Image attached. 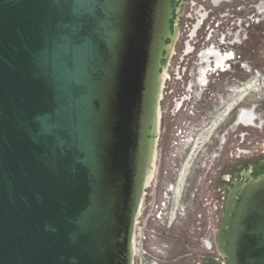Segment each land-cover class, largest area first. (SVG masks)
<instances>
[{
	"label": "water",
	"instance_id": "1",
	"mask_svg": "<svg viewBox=\"0 0 264 264\" xmlns=\"http://www.w3.org/2000/svg\"><path fill=\"white\" fill-rule=\"evenodd\" d=\"M174 2L0 0V264H137ZM233 193L221 263L264 264V176Z\"/></svg>",
	"mask_w": 264,
	"mask_h": 264
},
{
	"label": "rangeland",
	"instance_id": "2",
	"mask_svg": "<svg viewBox=\"0 0 264 264\" xmlns=\"http://www.w3.org/2000/svg\"><path fill=\"white\" fill-rule=\"evenodd\" d=\"M262 5L264 0L221 4L219 24L208 28L206 43H213L222 53L231 52L233 57L225 63L224 71L208 73L202 90L194 82L195 57L182 61L186 71L181 69V81L175 80V66L181 57L180 46L174 42L160 157L139 221L137 264H222L217 234L228 194L234 191V183L243 186L264 176ZM214 35L229 45H219ZM241 110H253L257 119L254 126L235 124ZM175 155L181 156L183 163L180 174L175 171ZM195 155L201 156L199 169L194 168ZM167 203L166 217L156 219L160 206ZM184 203L186 209H182ZM194 211L202 214L208 249L198 246L200 235L193 233L199 223Z\"/></svg>",
	"mask_w": 264,
	"mask_h": 264
},
{
	"label": "flooded vegetation",
	"instance_id": "3",
	"mask_svg": "<svg viewBox=\"0 0 264 264\" xmlns=\"http://www.w3.org/2000/svg\"><path fill=\"white\" fill-rule=\"evenodd\" d=\"M230 0H185V2H183L182 0H175V5L173 7V12H172V17H171V27L172 29H170L169 32V37L167 38V40H169L170 42H177V45H179V49H178V58L181 57V62H178L177 66H175L176 68V73L174 74V76L176 77L175 80L177 82L181 81L182 77H180V72L181 69L186 71V68H183L182 65V61L185 60V58H193L195 57L196 62L193 63L194 66H196L195 69V85L197 86V88L199 90H202L201 88L204 87L207 83L208 80V73H213L215 71H224L226 69V62L231 60L233 57V54L230 52V58L226 59L223 62V65L220 67H215L214 63L211 64L212 67H209V70H206L205 75H204V83H200L199 81V75H200V70H204L205 68V62L200 58L201 53H203L204 51H207L210 48H214L216 49L217 47L214 46V44H207L206 43V37H207V30L209 27H212L215 22L218 25V17H220L221 15V11L223 9L220 8L221 4L223 2H227ZM185 4V6L182 8V6ZM210 22V24H208ZM211 25V26H210ZM218 32V30H212V32ZM180 34V35H179ZM211 37V34H209ZM220 36L221 33L219 34ZM216 36V35H214ZM217 39V43L219 45H229V44H225L223 41L222 43L218 40V36H216ZM205 41V42H204ZM200 45H211L207 48L205 47H199ZM174 47V45H173ZM221 52V51H220ZM225 54V53H223ZM213 62V61H212ZM184 74H182L183 76ZM190 88H192V82H190L189 84ZM198 95V94H197ZM175 103V102H174ZM179 104V103H178ZM182 105V102L179 104L177 111L180 110ZM238 113L236 114L235 117V124H239L238 121ZM244 126V125H243ZM175 151L177 152L178 149L175 148ZM195 155V160H196V165L194 168L199 169L200 165L197 164L198 162H200L201 156L199 155ZM207 157V156H206ZM216 157V156H215ZM181 160V156H177L175 155L174 157V167H175V171L177 174H180L181 170H182V164L180 162ZM198 161V162H197ZM204 167H206V164L204 163ZM175 180V179H174ZM189 184L186 183V186H188ZM234 190L237 191L239 190V185L234 183L233 184ZM171 190H174V186H171ZM234 191H232V194ZM170 204V203H169ZM167 203V205L165 204L164 207L159 208V214L156 215V219H162L163 217H166L167 215V209H169V205ZM191 207V206H190ZM189 207V209H190ZM233 207V203L231 200H229L226 203V207L225 209L222 207L223 210H225L226 214L230 212L231 208ZM182 209H186V204L184 203V206ZM215 210H218V207L215 208ZM193 211V208L192 210ZM164 212V215L162 216ZM196 211H194L195 213ZM218 215L217 213L215 214V216ZM195 217L198 218V227L196 226L193 229V233L196 235H200L199 236V241H198V246L200 248H205L206 249V225L202 226V214L199 213V215H196L195 213ZM217 219V218H216ZM227 217L222 215V219L220 222V228L221 230H223V226L225 224V222L227 221ZM178 220H176L177 222ZM206 222V221H205ZM218 222V220H217ZM166 223V221L164 222V224ZM170 228V226L168 227ZM199 233V234H198ZM196 241L198 239H195Z\"/></svg>",
	"mask_w": 264,
	"mask_h": 264
},
{
	"label": "bare ground",
	"instance_id": "4",
	"mask_svg": "<svg viewBox=\"0 0 264 264\" xmlns=\"http://www.w3.org/2000/svg\"><path fill=\"white\" fill-rule=\"evenodd\" d=\"M263 8H264V5L259 7L260 10L263 9ZM229 56H230V53L223 54L217 48L216 49L210 48L207 51H204L203 53H201L200 58L205 62V68L206 69L200 70V75H199L200 83H202V84L204 83L205 72H206V70H209V67H212L211 64L214 63L215 67H220V66L223 65V62L226 59L230 58ZM238 93H240V92H238ZM245 96H246V94H245ZM237 103H238V101H237ZM256 120L257 119H255V114L253 113V110H241L238 113V121H239L240 125H242V126L244 125V126H247V127H252V126L255 125Z\"/></svg>",
	"mask_w": 264,
	"mask_h": 264
},
{
	"label": "built area",
	"instance_id": "5",
	"mask_svg": "<svg viewBox=\"0 0 264 264\" xmlns=\"http://www.w3.org/2000/svg\"><path fill=\"white\" fill-rule=\"evenodd\" d=\"M208 246L210 248V245H209L208 241H206V249H208Z\"/></svg>",
	"mask_w": 264,
	"mask_h": 264
}]
</instances>
